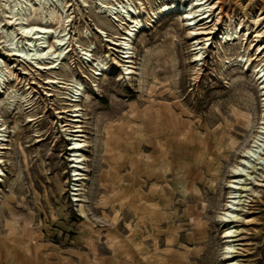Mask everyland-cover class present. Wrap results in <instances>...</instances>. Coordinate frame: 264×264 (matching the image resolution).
I'll return each mask as SVG.
<instances>
[{
	"label": "rangeland",
	"instance_id": "obj_1",
	"mask_svg": "<svg viewBox=\"0 0 264 264\" xmlns=\"http://www.w3.org/2000/svg\"><path fill=\"white\" fill-rule=\"evenodd\" d=\"M16 1L0 0V264H227L221 216L230 167L252 143L263 110L254 70L264 0H213L216 34L206 45L199 21L162 16L157 0H23L29 22L51 10L68 16V47L52 70L8 51L7 32L20 33ZM117 1L129 2L142 26L129 42L131 62L118 44L132 19L107 12ZM253 14L261 17L249 32L217 39L228 21L241 17L247 28ZM196 30L204 35H189ZM156 110L186 126L181 142L168 130L150 131ZM75 134L85 157L78 191ZM260 184L229 224L238 229L237 264H264Z\"/></svg>",
	"mask_w": 264,
	"mask_h": 264
},
{
	"label": "bare ground",
	"instance_id": "obj_2",
	"mask_svg": "<svg viewBox=\"0 0 264 264\" xmlns=\"http://www.w3.org/2000/svg\"><path fill=\"white\" fill-rule=\"evenodd\" d=\"M157 2L161 4L158 8L157 13L162 16L166 15L168 12H174L176 14L182 15L183 20L187 21V26H193L194 24L198 25L199 21V25L203 26V28L200 29L206 30L205 35L208 36L204 40V44L206 45L209 43L210 39L212 38L210 37V35L215 33L213 31L215 26H212V23H214V17L212 16V14L214 13L213 11L217 2L214 3L213 0H157ZM41 4L42 3L40 2L38 6L39 10H43ZM15 6H17V10L18 6H21L22 8L20 12H16V15H19V17L17 18L18 22H15V24L19 26L18 30L20 31V33H16L14 30H10L7 32L6 46L8 51L17 58L22 57V62L33 64L35 67H37V70L55 69V65L57 62H59L60 56L64 52H66L68 47L66 46V36L68 34H66L65 27V25L69 21L68 16L63 17L62 15L57 14L54 10H51L48 18H42V21L40 22H29L28 9L25 5V2L23 0H18L16 1ZM218 7L220 6L218 5ZM9 9L11 10L10 13L16 11L12 6H9ZM107 9L108 13H114L117 11L122 16V20L126 21L128 20V18L132 19L131 21H129L126 32L124 33L125 35L122 38L124 42L118 44L121 45V48L123 49L121 51L122 58H129L127 62H131L129 42L133 39L135 32L138 31V29H140L142 26L136 17L137 15H135L136 13L133 12V7L129 2L117 1L114 3H110V6H108ZM251 16L252 20L247 28H245L247 24L243 25L244 19L242 20L241 17H239V20H237V22L228 21L225 28L221 32L217 33V39L223 43H229L236 40L238 34H240L242 31L249 32L252 27L258 25L260 21L259 18L261 17H259V15L257 14H253ZM229 20H232V18H230ZM11 22L12 21H8L7 23ZM196 27L198 28V26L195 25L194 29H196ZM201 32H197L196 30L190 32L189 35H204V31ZM19 34H21L20 37H18ZM260 35L261 34L258 33L256 37H260ZM199 49L194 48L195 51H198ZM260 55L262 56V58L255 66L254 71L257 72L258 81L260 82V86L263 90V110L261 115V122L259 123L258 130L252 137V143L244 149L239 162L233 164L230 167V178L227 184L225 208L221 216V221L225 223L224 226H228L225 230L224 235L225 252L223 254V260L227 264H237L234 260L236 249L233 242L236 241V239L234 238L237 236L236 232L238 231V229L234 230L233 227H231L229 224L239 219V212L243 207L242 205L246 201V199L244 198H247V196L250 195V192H255V188L262 185L260 184V182L264 180L262 179L264 178V48L262 49ZM129 68V66H126L125 68L127 75H129L131 72ZM104 69H106V67L101 65L97 70H99V72L101 73L104 71ZM12 75H14L16 80L18 79L14 73H12ZM48 82L49 84L55 83L53 79H49ZM80 90L81 86L75 88L71 101L77 102L79 100ZM144 115L147 116L148 113H146L145 111ZM151 115L155 116V123L157 125L153 127L151 126L152 122L150 123L149 121L148 126H150V131L155 130L156 127L157 129L159 128L161 132L163 129L164 131L168 130L165 131V134L167 133V136H169L170 134L171 138L177 142H181L182 137H184L188 133L186 126H183L182 128V125L179 123L180 121H178V119L171 117L172 120L170 121V124L168 121L170 116H168L167 114V117H165L166 115H164L160 110L152 112ZM145 126L146 128L142 133L149 131L147 123H145ZM76 132L79 133L81 132V130L78 129ZM173 136L176 138H173ZM79 137H82V135L75 134L70 143V150L73 151V153L71 154L72 158L70 160L71 168L73 170L72 175L74 176L73 180L76 182L74 183V186H76L75 188H73L74 191H78L81 189L79 188L81 186L80 183H82V180L85 178V174L83 173L85 171V166L83 165L85 157L81 152L84 147V143L83 140ZM153 137H156L157 139L158 135H153ZM168 139L170 138H165V141H167ZM193 145L194 144L192 143V146ZM201 146L205 148L208 145H206V143L202 141ZM0 181H2L1 178ZM76 200L78 201V199Z\"/></svg>",
	"mask_w": 264,
	"mask_h": 264
}]
</instances>
